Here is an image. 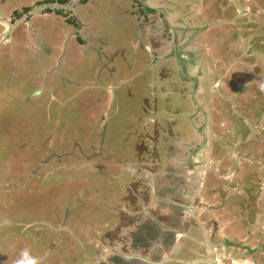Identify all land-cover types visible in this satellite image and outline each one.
<instances>
[{
    "label": "rangeland",
    "instance_id": "obj_1",
    "mask_svg": "<svg viewBox=\"0 0 264 264\" xmlns=\"http://www.w3.org/2000/svg\"><path fill=\"white\" fill-rule=\"evenodd\" d=\"M163 1L183 18L163 22L154 11L167 17L168 9L157 0H143L146 12L137 0H1L0 264H15L25 248L43 264H172L212 259L197 246L207 241L219 246V264H264V119L260 133L255 124L264 74L254 54L264 46V17L253 23L250 13L264 0ZM138 3L140 25L130 8ZM192 12L197 26L188 24ZM209 31L216 46L230 39L233 57H203L204 38L195 39ZM175 53L195 102L161 84L168 67L156 63L171 64ZM189 115L201 137L185 151L169 148L161 159L166 139L140 134L151 126L146 118L180 116L188 125ZM221 162L243 197L227 193L229 183L219 202L203 196L197 207L164 194L162 183L185 180L203 193Z\"/></svg>",
    "mask_w": 264,
    "mask_h": 264
},
{
    "label": "flooded vegetation",
    "instance_id": "obj_2",
    "mask_svg": "<svg viewBox=\"0 0 264 264\" xmlns=\"http://www.w3.org/2000/svg\"><path fill=\"white\" fill-rule=\"evenodd\" d=\"M91 1V0H90ZM137 1H141L140 3H143V5H144V2H143V0H137ZM159 3H161V5L163 6V8H165V9H168V16L167 17H164V15H165V13H164V9L163 10H161L160 12H156V11H154V15L156 16V15H158L159 16V18L163 21V22H165V23H167V20L168 19H170L172 16H174L173 18H177V16H179L178 18H183V16L185 15V13H181L180 11H179V8L178 7H174V8H171L170 6H169V4H167L166 2H164L163 0H157ZM0 2H1V0H0ZM2 4H4V3H2ZM179 4V3H178ZM142 5V4H141ZM142 5V6H143ZM144 8V11L146 12V7H145V5L143 6ZM131 12H134V14H135V16H136V19L138 20V24L140 25V23H143L144 22V18L146 17V15L144 14V16L145 17H143V18H141V20L139 21V17H138V14H137V12H138V10H139V8H140V4L138 3V5H134V4H132L131 5ZM169 9L171 10V11H169ZM172 10H175V11H172ZM6 12H7V10H6ZM139 14H142V11H139ZM183 15V16H182ZM196 14H193V12H192V16L191 17H195V21H194V23L196 22V16H195ZM182 16V17H181ZM261 17H264V16H259L258 17V19H260ZM154 18H156V17H154ZM254 18H256V17H254ZM134 20H135V18H133ZM157 19V18H156ZM171 20V19H170ZM171 22V21H170ZM5 23V24H4ZM253 23H254V21H253ZM7 23L6 22H4V21H2V19L0 18V29H1V26H3V25H6ZM196 24H198V23H196ZM256 26H259V25H256ZM4 27H7V26H4ZM88 27H84L83 28V31H84V35H87L86 34V31L88 30L87 29ZM254 29V30H253ZM262 29H264V24H263V28ZM259 30H261V29H259V27H255V28H252L251 30H249V32H248V37L250 38V36H252V35H254L255 34V31H259ZM1 31V30H0ZM211 32L212 31H209L207 34H203V35H200V36H198V41H197V43L199 44V43H202V40H203V38H204V43L206 44L207 43V41H206V39H207V37H208V35L209 34H211ZM258 33V32H257ZM263 31H262V38L261 39H258L259 40V42H261L262 40H264V35H263ZM84 37V36H83ZM87 40H89V37H88V35H87ZM228 39V38H227ZM226 40V39H225ZM221 41L220 40V42L218 41V47L216 46V45H214L212 42H213V40H211L210 42H208L209 43V46H210V43H212V46H211V48L212 47H215L216 46V48H217V54H211L210 56H208V55H204L203 57H233L234 55H233V52H230V51H233L232 50V48L230 47V49H229V46H231L230 45V39H228L227 41ZM84 41H86V39L85 38H83V42ZM90 41V40H89ZM229 42V43H228ZM260 45V44H259ZM259 45H256V47H254V48H256L259 52H254V54H256V57H258L257 59H256V66L259 68V72L260 71H262V73L264 74V46H262V49L259 47ZM261 49V50H260ZM148 51V50H147ZM150 52V58H151V60H153L152 59V57H154V52L152 51V47H151V50L149 51ZM240 54L243 56V55H246L244 52H242V51H240ZM164 57H166V56H164ZM172 57H175V58H172V63L170 64V60L169 59H164V60H162L161 62H159V63H156V66L157 67H160V69L162 68V67H168V70H167V75H166V77H165V79H163L162 80V82H161V84L163 85V86H165V85H168L169 87H171V89H172V91H173V94H187L189 97H191L192 98V100L195 102V96L194 95H189L190 94V92H189V94H188V91L186 90L187 89V82H188V80H186V79H184V76L182 75V71L181 70H179V73L177 74V72H176V70H175V66L177 65V63H176V56H175V54H174V56H172ZM178 57H181V56H178ZM246 57V56H245ZM247 57H253V54H249ZM173 62L174 63H176V65L175 64H173ZM251 65V67H252V64H250ZM178 66H179V64H178ZM206 66V64L205 65H203L202 66V69L200 70V71H202L203 69L204 70H208V74H207V76L208 75H210V73H211V71L212 70H210V68L207 66V67H205ZM217 64H215V67H214V69H217ZM180 67V66H179ZM248 70H246V72H247ZM185 72H183V74H184ZM201 73V72H200ZM203 73V72H202ZM248 74V73H247ZM251 78L252 79H255V77H256V75H258V72L256 73V72H253V73H251ZM184 79V80H183ZM186 80V81H185ZM180 81H182V83H180ZM258 81H259V79H258ZM261 82H263L264 81V78H263V80H260ZM190 82V81H189ZM229 83H231L230 81H229ZM205 85H207V86H209L210 85V83L209 82H207V83H205ZM196 90V86H194V88H193V90H192V92L194 93V91ZM259 91H263L264 92V89H258ZM164 94H166V92H164ZM195 94V93H194ZM199 98L201 99V95L199 96ZM264 99V98H263ZM200 100H198V102H199ZM201 102V101H200ZM209 102H210V100H209ZM198 105L199 104H197V102L195 103V107H194V109H195V115H196V118H197V120H198V115L199 114H197V111H198ZM259 116H258V120H257V122L255 123L256 125H258V127L256 128V126L255 127H253V125H252V127H253V129H257V131L256 132H258V133H260V131H261V129H260V126L261 125H263V117H264V104H263V106H260V109H259ZM194 116V115H189V117H190V119H189V117L188 116H186V118H187V120H188V125H185V124H182L181 122H179V118H180V116H167V119L165 120V121H163V122H161V121H159V120H157V121H159V122H161L162 124H156L157 123V121L155 120V119H153V118H146L145 120V123H148V124H150L151 126H147L146 128H143L142 130H143V133H140L141 135H144L145 134V136L146 137H152L153 135H156V131H159L160 132V135L161 136H163L166 140H165V142H164V144H163V146L165 145V147L162 149V151H163V155L161 156L162 158L161 159H163V156L164 155H166L167 156V152H168V150H169V148L170 149H172V151L175 149V150H178V151H185V148L186 147H188L189 145H187V140H190V141H197V140H200V137H201V135L197 132V130H196V128H195V126H194V123H196V119L195 120H193V118L192 117ZM182 118V117H181ZM152 125H153V127H152ZM164 131V132H163ZM255 131V130H254ZM168 138V139H167ZM260 142V141H259ZM152 143H153V141H152ZM263 145H264V143L263 142H261ZM184 145H185V148H184ZM162 146V147H163ZM159 148V151H161V147H158ZM258 148V147H257ZM156 149H157V147H156ZM259 149V148H258ZM224 152V151H223ZM226 152V151H225ZM233 157V156H232ZM178 165H180L181 166V163L179 162V164ZM224 166H223V163L221 162V164H220V167H219V170H218V172H216L217 173V175H218V177H216L213 181H212V183H210L211 184V186L209 187L208 186V189H206L205 191H203V193H202V191H199L198 192V189H199V184L197 185V184H195L194 185V192H193V194H192V196H187V194H188V190H186V188L188 189H192V188H190V187H188L187 186V184H190V181H186L185 180V182L183 181V182H180L179 184H173V183H170V182H165V184L164 183H162L163 184V189H164V194H172L173 196H176L177 198H178V196H180L181 194H183L184 195V197L185 198H181V200L183 201V202H186V203H183V204H185V205H189V206H195V207H197V205H199V206H201L200 204H197V202H199L200 203V201H201V199L203 200V196L204 197H207V199L209 198L210 199V201L212 202L213 200H211L212 198H213V196H216V198H217V202H219L220 200H221V196H222V191H223V188L222 187H225V186H223V185H227V183H229V185H228V187H227V193H228V190L230 191V193L231 192H233L236 196H241V197H243L244 195H242V191H240V188H239V186L238 187H236L237 185H239V183H237V182H239L238 180H236L235 182L233 181V184H237V185H235L234 187H233V184H232V180H233V178H229V177H232V174H227L226 175V173L225 174H223V168ZM214 169V168H213ZM229 173V172H228ZM230 175V176H229ZM241 181V180H240ZM207 183H209V182H207ZM185 185V186H184ZM182 186H184L185 187V191L183 190V188H182ZM191 186V185H190ZM201 193H202V195H201ZM172 196V197H173ZM153 198V197H152ZM151 198V199H152ZM173 198H175V197H173ZM214 199V198H213ZM247 198L245 197V200H244V204H247L248 202H250V201H247L246 200ZM197 200V201H196ZM147 203V201H145V204ZM255 202H252V205L254 204ZM204 204H206L205 202H204ZM169 205L170 206H172L171 205V203L169 202ZM233 206V205H232ZM231 206V207H232ZM171 210H173V208H170ZM184 209V208H183ZM199 212V211H198ZM205 212H207L208 213V210H205ZM211 213V214H210ZM198 214V213H197ZM193 215H195L194 213H193ZM192 215V216H193ZM199 215H200V213H199ZM208 215L209 216H212L215 220L216 219H220V218H222L223 216H224V213L222 212V213H217V212H214V211H209V213H208ZM192 216H191V218H192ZM194 220L193 221H196L197 219H195V218H193ZM192 220V219H191ZM197 223V225L199 226V222H196ZM136 224V223H135ZM196 225V226H197ZM132 226H135L134 224L133 225H131V227ZM200 227V230H199V232H200V236L201 237H199V238H203L206 234V229L204 228V227H201V226H199ZM234 228V227H233ZM231 230H234V229H231ZM231 233V232H230ZM234 234V233H233ZM194 237H196V235H194ZM197 238V237H196ZM205 238H207V236H205ZM222 239H223V241H224V239H225V237H221ZM132 241H134V239H132ZM212 241H213V239H212ZM203 242V241H202ZM204 243V242H203ZM208 244V245H207ZM213 244H214V241H213ZM211 242H205L204 243V246H202V247H206V249L205 248H202L200 245L201 244H199L198 243V247L199 248H201V249H204L205 251H204V253H205V256H209L210 254H212V258L215 256L214 255V249L215 250H218V245H213ZM219 244V243H218ZM220 245V244H219ZM221 245L222 246H224V244H223V242H221ZM137 246H139V245H137ZM158 251H159V249H157ZM160 252V251H159ZM161 253V252H160ZM164 254H165V252H164ZM133 258H136V259H139L140 257H135V256H133ZM208 258V257H207ZM197 259V258H196ZM149 260H151V261H153V262H157V263H159V262H164L163 261V258H157V259H147L146 261H143V262H137V264H152V263H150V261ZM173 260V259H172ZM102 262L100 263V264H103L104 263V261H103V259L101 260ZM174 261H176L175 263H173L172 262V264H186V262H188V260H185V259H183V258H180V260H178V259H174ZM179 262H181V263H179ZM105 264H108V263H106L105 262ZM219 264V263H218Z\"/></svg>",
    "mask_w": 264,
    "mask_h": 264
},
{
    "label": "clouds",
    "instance_id": "obj_3",
    "mask_svg": "<svg viewBox=\"0 0 264 264\" xmlns=\"http://www.w3.org/2000/svg\"><path fill=\"white\" fill-rule=\"evenodd\" d=\"M189 206V205H188ZM193 207V206H192ZM214 252L216 250L214 249ZM44 258L33 255L31 249L25 248L21 250L15 264H43Z\"/></svg>",
    "mask_w": 264,
    "mask_h": 264
},
{
    "label": "crops",
    "instance_id": "obj_4",
    "mask_svg": "<svg viewBox=\"0 0 264 264\" xmlns=\"http://www.w3.org/2000/svg\"><path fill=\"white\" fill-rule=\"evenodd\" d=\"M255 8H256L257 13H256V12H253V13L250 12L251 9L249 10V12H250L251 14H256V15H255L256 18L252 17V19H253L254 22H256V21L260 22L261 20L258 19V17L261 16V15L264 16V8H263V6H261V5H257ZM259 12H260V13H259ZM263 22H264V20H263ZM196 23H198V22L196 21L195 23L191 22V23H188V24H194L195 26H197L198 24H196ZM260 23H261V22H260ZM262 24H263V23H262ZM187 28L191 29L192 27H191V25H190V26L188 25ZM195 40L198 41V37H196ZM196 43H197V42H196ZM207 44H209V43L207 42V43L205 44V48H206L207 50H209V51H208L209 54H210V55H211V54H217V48H216V46H215L216 52H214V51L212 50L211 46H209V48L206 46ZM210 55H208V56H210ZM175 56L178 57L179 55H176V53H175Z\"/></svg>",
    "mask_w": 264,
    "mask_h": 264
},
{
    "label": "water",
    "instance_id": "obj_5",
    "mask_svg": "<svg viewBox=\"0 0 264 264\" xmlns=\"http://www.w3.org/2000/svg\"><path fill=\"white\" fill-rule=\"evenodd\" d=\"M36 94V93H35ZM184 207H187V208H191L192 206H188V205H185V204H182ZM178 233H180V232H178ZM150 261V263H152V264H165L166 263V261H164V262H159V263H157V262H153V261H151V260H149ZM219 262V259L217 258V257H214V258H212V259H210V258H197V259H193V260H190V261H188L187 263H189V264H198V263H211V264H217Z\"/></svg>",
    "mask_w": 264,
    "mask_h": 264
},
{
    "label": "trees",
    "instance_id": "obj_6",
    "mask_svg": "<svg viewBox=\"0 0 264 264\" xmlns=\"http://www.w3.org/2000/svg\"><path fill=\"white\" fill-rule=\"evenodd\" d=\"M59 1H60V0H59ZM61 2H62V0H61ZM64 3H65V2H64ZM30 10H31V8H30V9L28 8V11H30ZM194 190H195V189H191V192H194ZM188 193H189V192H188ZM173 197H175V198L177 199L176 196H173ZM171 205L174 206V207H176L175 204H172V203H171ZM176 208H177V207H176ZM182 211H183V208H182ZM180 214H181V216H182L183 213H181V211H180ZM174 216H175V215L173 214L171 217H174ZM167 217H168V216H167ZM177 217H178V216H177ZM178 220H179V219H178ZM179 221L181 222V220H179ZM152 223H155V221L152 220ZM162 229H164V228H162ZM161 237H163V235H160V236H159V238H161Z\"/></svg>",
    "mask_w": 264,
    "mask_h": 264
}]
</instances>
